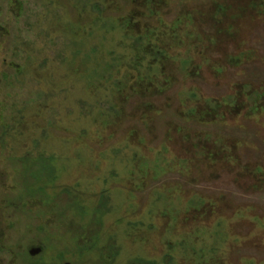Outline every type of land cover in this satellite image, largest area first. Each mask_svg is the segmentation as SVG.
Listing matches in <instances>:
<instances>
[{
  "label": "rangeland",
  "instance_id": "rangeland-1",
  "mask_svg": "<svg viewBox=\"0 0 264 264\" xmlns=\"http://www.w3.org/2000/svg\"><path fill=\"white\" fill-rule=\"evenodd\" d=\"M0 264H264V0H0Z\"/></svg>",
  "mask_w": 264,
  "mask_h": 264
},
{
  "label": "flooded vegetation",
  "instance_id": "flooded-vegetation-1",
  "mask_svg": "<svg viewBox=\"0 0 264 264\" xmlns=\"http://www.w3.org/2000/svg\"><path fill=\"white\" fill-rule=\"evenodd\" d=\"M37 252H40V250H37Z\"/></svg>",
  "mask_w": 264,
  "mask_h": 264
}]
</instances>
